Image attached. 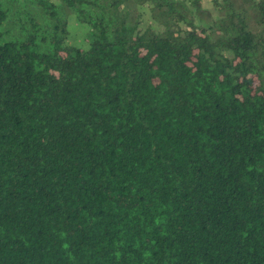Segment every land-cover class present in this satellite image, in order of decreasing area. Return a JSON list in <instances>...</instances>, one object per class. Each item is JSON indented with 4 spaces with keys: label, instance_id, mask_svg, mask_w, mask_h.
Here are the masks:
<instances>
[{
    "label": "trees",
    "instance_id": "trees-1",
    "mask_svg": "<svg viewBox=\"0 0 264 264\" xmlns=\"http://www.w3.org/2000/svg\"><path fill=\"white\" fill-rule=\"evenodd\" d=\"M0 264H264V0H0Z\"/></svg>",
    "mask_w": 264,
    "mask_h": 264
},
{
    "label": "rangeland",
    "instance_id": "rangeland-1",
    "mask_svg": "<svg viewBox=\"0 0 264 264\" xmlns=\"http://www.w3.org/2000/svg\"><path fill=\"white\" fill-rule=\"evenodd\" d=\"M74 23H75V22H71V23H70V28H71V29H73V27L75 26ZM70 32H71L72 34L68 37V40H67V41L69 42V40H71V43H70V44H75V45H78L79 47L85 49L87 43H85L84 40H82V39H80V38L78 37V35L76 34V33H77L76 31H71V30H70ZM83 42L85 43V45H84ZM87 46H88V45H87Z\"/></svg>",
    "mask_w": 264,
    "mask_h": 264
}]
</instances>
